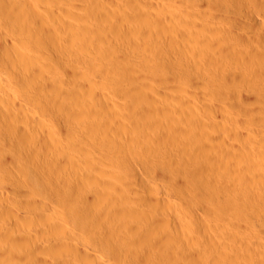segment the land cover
Returning <instances> with one entry per match:
<instances>
[{
    "label": "bare ground",
    "instance_id": "6f19581e",
    "mask_svg": "<svg viewBox=\"0 0 264 264\" xmlns=\"http://www.w3.org/2000/svg\"><path fill=\"white\" fill-rule=\"evenodd\" d=\"M115 1L0 0V172L11 173L12 183L3 192L19 210L6 205L7 210L3 209L1 203L0 216L13 213L15 218L8 219L13 217L16 223L27 219L33 225L26 222L25 229L8 227L10 222L0 225V260L8 258L14 264H85L79 263L82 258L92 264H264V256L260 259L258 254L264 248V216L253 203L264 205V128L254 127L255 109L243 103L264 98V0H165L161 9L169 23L158 15L157 25L143 20L147 16L140 7L143 0L123 1V13L107 7ZM225 12L233 14L243 32L228 24ZM162 21L166 23L161 29ZM138 26L143 28L141 34L134 29ZM140 39L153 44L152 58L144 57L148 54L140 48ZM215 40L227 41L223 55L215 49ZM232 45L237 48L233 50ZM160 58H166L167 68L172 69L169 74L160 62L154 64ZM210 60L222 69L218 76L215 68H206L213 70L211 75L216 72L213 76L218 79L212 78L221 79V88L231 81L236 88L251 87L252 91H239V87L238 93L235 84L229 85L239 100H233L237 101L234 109L248 117V131H237V127L233 131L234 122L231 129L222 121L207 120L208 112L224 111L221 105L201 104L208 111L203 116L195 109L199 105L190 108L167 101L156 105L157 100L150 102L157 101L156 106L143 104L150 95L146 81L154 78V71L157 79L170 84L169 90L178 93L180 87L187 93L190 86L199 89L200 72ZM184 80L191 85H180ZM29 88L33 94L24 97ZM162 90L157 92L161 95ZM183 98L186 101V95ZM36 101L60 125L69 121V116H63L68 118L63 122L62 111L76 115L72 104L85 111L84 123L94 131L91 144L82 146L87 136L83 142L75 131L48 128L35 111ZM153 114L171 122L172 131H160L165 120L161 123L160 115ZM105 117L111 123H106L108 131L102 122ZM241 118L235 119L237 124ZM119 123L152 131H126L116 126ZM196 123L205 130L198 131L203 134L200 139H195L196 131H184ZM67 125V130L73 129ZM73 134L83 139L80 144L72 142ZM13 143L17 150L8 152L6 147ZM164 146L175 148L180 157L163 161ZM211 178L221 181L224 192L242 194L251 203L234 201L228 207L220 198L209 197L205 187L214 184ZM257 179L260 186L254 184ZM52 180L60 192L57 188L52 192ZM194 185H200L198 192L192 190ZM29 194L34 197L27 198ZM38 211L43 219L31 216ZM207 215L217 224H210ZM256 224L260 230H254ZM18 241L25 243L21 251L16 250L21 248L15 245Z\"/></svg>",
    "mask_w": 264,
    "mask_h": 264
},
{
    "label": "rangeland",
    "instance_id": "374dc122",
    "mask_svg": "<svg viewBox=\"0 0 264 264\" xmlns=\"http://www.w3.org/2000/svg\"><path fill=\"white\" fill-rule=\"evenodd\" d=\"M116 1H117V3H116ZM115 2H114V4L112 5V6H109V5H107V7H110V8H113L112 10H116V8H117V11H119L120 13H123V9H122V6H121V3L123 2V1H125V0H116ZM120 1V2H119ZM157 1V2H156ZM145 4H144V3ZM143 2H142V4L143 5H140V7H141V9L142 10H144V14H147V16H150L149 17V20L147 19L148 17L145 15L144 17V21H145V19L147 20V21H145V22H149L150 21V23L152 22L153 24H154V22L153 21H155V24L157 25V21H159L158 20V15H162L161 16V18L163 19L164 18V12L162 11V9H161V4H162V2L163 3H165L166 1L165 0H143ZM148 2H150V3H148ZM156 2V3H155ZM198 2L199 3H201L199 0H198ZM141 3V2H140ZM148 3V4H147ZM158 3V4H157ZM147 4V5H146ZM151 5V6H150ZM120 6V7H119ZM155 9H154V8ZM160 7V8H159ZM145 8V9H144ZM204 9V8H203ZM225 10V9H224ZM155 11V12H154ZM162 11V12H161ZM226 11H231V10H226ZM233 11H231V13H232ZM151 13V15H149ZM161 13V14H160ZM231 13H229V12H225V14L228 16V19L227 20H229L228 22V24L230 25V24H232V25H234L235 26V28L237 29V31L239 30V25L237 24V21H235V19L232 17L233 16V14H231ZM154 17V18H153ZM157 17V18H156ZM151 19V20H150ZM163 21H169V20H166L165 18H164V20ZM162 21V23L160 24L159 23V28H161L163 25H165V23ZM230 21H233L234 22V24H233V22L231 23ZM236 22V23H235ZM169 22H167L166 24H168ZM236 24V25H235ZM228 25V26H229ZM232 25H230V26H232ZM140 26H138V27H135L134 29H135V31H138L137 33L138 34H141L142 33V29L143 28H139ZM233 27V26H232ZM202 28H204V32H206V31H209V30H207L206 29V27H202ZM202 28H200V29H202ZM229 28H231V27H229ZM162 29V28H161ZM236 29H232V30H234V31H236ZM241 29V31L243 32L244 31V29H243V27L242 28H240ZM140 30V31H139ZM206 30V31H205ZM240 31V30H239ZM238 31V32H239ZM140 32V33H139ZM207 33V32H206ZM207 34H209V33H207ZM213 38V37H212ZM214 39V38H213ZM225 42V43H224ZM140 48L142 49V50H146L145 51V54H148L147 56H144L145 58H152L151 57V53L150 52H152V51H149L150 50V48L153 46V44H145V41H143V39H140ZM218 43L220 44V45H218ZM226 43H227V41H220V42H216V40L214 41V47H215V49H217V51L221 54V55H223L224 53H225V51H223V50H225L224 49V47L226 46ZM193 44V43H192ZM196 44V43H195ZM224 44V45H223ZM194 45V44H193ZM197 45V44H196ZM217 46V47H216ZM224 46V47H223ZM237 48V46H233L232 45V49L234 50L235 48ZM152 49V48H151ZM148 50V51H147ZM223 51V52H222ZM145 54H143V55H145ZM143 55H142V58H143ZM177 56V55H176ZM149 61H150V59H149ZM155 61V62H154ZM153 62H154V64L156 65V64H158V62H160V64H158L159 66H161L162 65V68L164 69V68H166V71L168 72H166V74H169L171 71H172V69H171V71L169 70V68H167L168 66H166V63H167V60H166V58H164V60H162V58H160L158 61L157 60H154ZM211 61V64L209 63ZM208 63V65L207 66H205V67H203V69L202 70H206V71H202L201 69H199L198 70V72L196 73V76L198 75V73H199V71L201 70V74H202V72H203V74H205L206 73V75H201L200 74V76H202L203 78V80H202V82H201V80H199L200 82H199V89H198V86L196 87V88H192L190 85H191V82H190V84L188 83L189 82V80H190V78H188V82L186 81V80H184V82L182 81L181 83H180V85H186V87H188V85L190 86V88H188V90H190V92H184V90H185V88H184V90L183 89H181L180 87H177L176 88V90L178 91V93H179V97H178V93L177 92H172L171 90H169V88H168V86L170 85V84H167L165 81H161V80H159V78L157 79L156 77L159 75V74H157L155 71H154V73L151 75L152 77H154L153 79H151V80H147L146 81V84H149L148 86H147V88H146V90H149L148 92H150V95L148 96V97H146V98H144V101H143V104H149L151 101H153V100H157L156 102H157V104H156V102L154 101V102H152L153 103V106L156 104V105H158V104H162V102H164V101H167V103H174V104H184L185 103V105L186 104H188L187 106L188 107H196V106H198V107H196L195 109H197L200 113H202V114H204L203 116H206V114H207V110H204L203 109V107H202V105H204V103H206L205 105H210V104H215V105H221V106H224L223 108V110L224 111H214V112H217V113H210V112H208L209 113V115L207 114V116H211L210 117V119H207V120H217V121H222L221 123L222 124H224V125H227V126H229L231 129H233V124L235 123V127H234V130L233 131H235L236 129H237V131H241V128L243 129L242 131H248L247 129H248V127L250 126H248V125H246V124H248L249 122H248V117L247 116H245V115H243V114H239L238 113V111H237V109H234V105L236 104V102L237 101H233V100H238V96L236 95L235 96V94H237L236 93V89L238 88L239 89V87H237L236 88V84H235V82H233V81H231L233 84H235V88H233V84L231 83H228L229 85H230V87H232L234 90H236L235 91V94H233V93H231V88L229 87V85L228 86H224V87H222L221 88V84H222V81H221V79H220V81L218 80V81H216V78L218 77V76H220V74H219V72L222 70V69H220V70H218V68H220V65H218L217 64V70H216V67L213 65L212 66V64H213V62H212V60H210ZM142 61L139 59L138 60V63L140 64V66L142 65V63H141ZM137 63V65H139ZM214 64H216L215 62H214ZM102 66H104V64H101ZM100 65V66H101ZM232 65H236L237 66V64H232ZM139 66V67H140ZM219 66V67H218ZM154 67H156V66H154ZM209 68H211V69H213V68H215V69H213V70H215L216 72H218V76L216 77V72L214 73V72H212V75H211V71H213V70H211V71H208L207 69ZM157 68H155V70H156ZM163 69H161V68H159V72H160V74H163L164 73V70ZM112 70H114V69H112ZM162 72V73H161ZM208 72H209V74L211 75H209L208 74ZM222 72V71H221ZM220 72V73H221ZM165 74V73H164ZM213 74H216L215 76H213ZM31 75V74H30ZM157 75V76H156ZM199 76V75H198ZM197 76V77H198ZM199 76V77H200ZM212 76L213 77H216V78H212ZM159 77V76H158ZM197 78V79H200V78ZM69 79V78H68ZM123 79V78H122ZM187 79V78H186ZM218 79V78H217ZM70 80V79H69ZM96 80L97 81H100L101 80V78H99V80H98V77L96 78ZM156 80V81H155ZM213 80V81H212ZM140 82H141V80H139ZM191 81V80H190ZM206 81V82H205ZM216 81V82H215ZM143 82V81H142ZM148 82V83H147ZM205 82V83H204ZM219 84H218V83ZM221 82V83H220ZM127 82H125L124 81V84H126ZM162 83H165L166 85H164V84H162ZM187 83V84H186ZM171 84H174V83H171ZM176 84H178L179 85V83H176ZM204 84V85H203ZM162 85H164V88H163V90H162V88H160ZM223 85V84H222ZM153 86V87H152ZM206 86V87H205ZM31 87H32V84H31ZM30 87V88H31ZM163 87V86H162ZM202 87V88H201ZM228 87V88H227ZM30 88H29V90H26V91H24V93H22L23 95H24V97H26V95H28L29 93L28 92H30V96H31V94H33L31 91L32 90H30ZM150 88H151V90H150ZM204 88V89H203ZM207 88V89H206ZM251 88V87H250ZM250 88H248L247 86H245V87H240V89H239V91L240 90H244V91H249V89ZM158 89H161L162 91H165L163 94L165 95H163L162 93H161V95L159 94V92H157L158 91ZM180 89V90H179ZM194 90V91H191V90ZM196 89V90H195ZM198 89V90H197ZM183 90V91H182ZM230 90V91H229ZM198 93V95H197V93ZM221 91H226L227 92V94H226V92H224V95L223 96H221L220 97V92ZM239 91H237L238 93H239ZM250 91H252L251 89H250ZM157 92V93H156ZM172 92V93H171ZM232 92H234V91H232ZM154 93H156V94H154ZM165 93H167V94H165ZM185 93V94H184ZM195 93H196V95H195ZM205 93V94H204ZM229 93V94H228ZM232 95H231V94ZM169 94V95H168ZM193 94L195 95V96H193ZM214 94H216V95H214ZM218 94H219V96H218ZM112 95V94H111ZM110 95V96H111ZM166 95H168L167 96V98L169 99V100H166V99H164L165 97H166ZM172 95V96H171ZM182 95V96H181ZM183 95L185 96L186 95V101H185V99L183 98ZM214 95V96H213ZM229 96V95H231L232 97H228L227 96V98L226 97H224V96ZM34 96V95H33ZM32 96V97H33ZM153 96V97H152ZM164 96V97H163ZM205 96V97H204ZM212 96V97H211ZM112 97H113V95H112ZM175 97V98H174ZM178 97V98H177ZM193 99H192V98ZM195 97V98H194ZM199 97L201 98L200 100H199ZM220 97V98H219ZM34 98V101H35V97H33ZM39 97H36V99H38ZM47 98H48V96H47ZM179 98L181 99V100H179ZM222 98H224L223 100H222ZM231 98V99H230ZM234 98V99H233ZM49 99H51L50 97H49ZM48 99V100H49ZM170 99H172V100H170ZM187 99H188V101H187ZM192 99V100H191ZM197 99V100H196ZM205 99H206V102H205ZM228 99H230L231 100V102L229 103L227 100ZM260 99H261V97H260ZM260 99H258L257 100V102H256V100H252V101H248L247 103L248 104H246V102H243L244 104H245V106L246 107H250V108H253V109H255V110H253V112L255 111V112H257L256 114L257 115H255L254 113H252V115H254L255 117H257V120L260 118V117H264V98H262V102H261V100ZM47 100V102H49L50 103V101H48ZM120 100V99H119ZM163 100V101H162ZM202 100V101H201ZM204 100V101H203ZM209 100V101H208ZM229 100V101H230ZM38 101V100H37ZM36 101V102H37ZM159 101H161L160 103H159ZM178 101V102H177ZM220 101V102H219ZM177 102V103H176ZM180 102V103H179ZM194 103V104H192V103ZM213 102V103H212ZM234 102V103H233ZM251 102H253V106H252V103ZM52 104L54 103L55 104V102H53V100H52V102H51ZM152 103H150V104H152ZM155 103V104H154ZM166 103V102H165ZM197 103V104H196ZM221 103V104H220ZM223 103V104H222ZM228 103H229V105H228ZM237 103H239V100H238V102ZM190 104V105H189ZM202 104V105H201ZM231 104V105H230ZM255 104V105H254ZM36 106L34 107L35 108V111H36V113L41 117V116H43V117H41V118H43L44 120H46V123L48 124V128L50 127L51 129L54 127V129L53 130H55V131H75L74 132V134L75 135H81V136H76V137H78V138H80V137H82L81 139H79L78 140V138H76L75 137V135L73 134V135H71L72 137V139H74V141L72 140V142L73 143H77V142H79V144L81 143L80 141H82L83 140V142H85V138H86V144L85 143H81V145L83 146V144L86 146V145H90L91 143V138H93L94 137V134L92 133V132H94L93 131V129L91 130L90 129V127H89V125H87L86 123H84V119H83V117H85L86 115H88V114H86L85 115V113L82 111V110H79L78 109V107L75 105V104H72L71 106H73L74 108H76L75 109V114L76 115H74L73 113H72V116L74 115V118L71 116V113L69 114L68 112H63L62 111V119H63V122H65L64 121V119L66 120V119H68L69 118V121H66L65 123H64V125H60L59 124V122L58 121H55V120H57V119H55L52 115H50L49 116V110L48 111H46V112H44L43 113V111H44V108H38L39 106H38V102L35 104ZM155 105V106H156ZM248 105V106H247ZM251 105V106H250ZM260 107V108H258V106ZM200 106H201V108L204 110V111H202V110H200L201 108H200ZM231 106V107H230ZM255 106H257L256 108H255ZM199 108V109H198ZM231 108V109H230ZM236 108V107H235ZM39 109V110H38ZM77 109H78V117H77V113H76V111H77ZM256 109H258L257 111H256ZM261 109V110H260ZM42 110V111H41ZM227 110V111H226ZM236 110V111H235ZM205 111H207V112H205ZM229 111V112H228ZM80 112H82V114L80 115ZM204 112V113H203ZM237 112V113H236ZM234 113V114H233ZM259 113V114H258ZM46 114H48V116H46ZM65 114H67V115H65ZM98 114V113H97ZM155 114V113H154ZM153 114V115H154ZM176 114L177 113H174L173 115H175V117H176ZM190 114H191V117L194 119V120H196V117H195V113H191L190 112ZM211 114V115H210ZM217 115L218 116V118H217V116H215V115ZM261 114V115H260ZM82 115H83V117H82ZM157 115V114H156ZM156 115H154V117H156ZM160 115V114H159ZM159 115H157V118H159ZM236 115V116H235ZM259 115V116H258ZM63 116H66V117H68V118H63ZM76 116V117H75ZM80 116V117H79ZM214 116L216 117V118H214ZM242 117L243 118V120H242V118H241V120H242V122L240 123V124H237V122H236V120L235 119H237L238 117ZM50 117H52V118H50ZM99 117V118H98ZM174 117V118H175ZM179 117V116H178ZM177 117V118H178ZM235 117V118H234ZM244 117H246L247 118V120H246V118H244ZM259 117V118H258ZM163 118V119H162ZM214 118V119H213ZM83 120V121H80V120ZM86 119V118H85ZM101 118H100V116H99V114L97 115V120H100ZM106 119V121H102L103 122V125H104V123H105V127H107V125H109V124H111V123H107V119L108 118H104L103 120H105ZM160 120V122L162 123L165 119H164V117H163V115H160V118H159ZM249 119H250V117H249ZM49 120V121H48ZM71 120V121H70ZM255 121V126L254 127H259V128H264V118L263 119H260V120H258V121ZM243 121H245L246 123L244 124L243 123ZM259 121H260V123H259ZM262 121V122H261ZM56 122V123H55ZM58 122V123H57ZM68 122H69V124H72V128L74 129H71V130H67V124H68ZM108 122H110V121H108ZM209 122V121H208ZM234 122V123H233ZM106 123H107V125H106ZM160 123V124H161ZM171 122H169V124H168V121L167 120H165L163 123H162V126H160V127H162L161 129H160V131H172V123L170 124ZM210 123V122H209ZM244 124V126H243V124ZM260 124V125H258V124ZM56 124V125H55ZM232 124V125H231ZM67 125V126H66ZM87 125V126H86ZM120 126V123L119 124H117L116 126L117 127H119ZM150 126H153V123H152V125L151 124H149ZM61 126H64V127H61ZM66 126V127H65ZM70 126V125H69ZM84 126V127H83ZM121 126H123L122 124H121ZM121 126H120V128H121ZM150 126H148V127H150ZM155 126V125H154ZM233 126V127H232ZM243 126V127H242ZM83 129H82V128ZM237 127V128H236ZM245 127V128H244ZM62 130H61V129ZM90 129V130H88V129ZM92 128V127H91ZM126 129V131H152V130H148V128L146 129V128H143L144 130H142L141 128H139V129H137V130H134V129H129V128H127V127H124L123 126V129ZM236 128V129H235ZM239 128V129H238ZM262 128V129H263ZM65 129V130H64ZM141 129V130H140ZM153 129V131H155L156 130V128L155 127H153L152 128ZM105 130L106 131H108V127L107 128H105ZM48 131V130H47ZM76 131H77V134H76ZM80 131V132H79ZM84 131V132H83ZM104 131V130H103ZM156 131H158V130H156ZM182 131H183V129H182ZM184 131H196L197 132V135H196V138L195 139H200L202 136H203V134L202 133H199L198 131H205L201 126H199L197 123L195 124V126L193 127V128H190V129H188V130H184ZM218 131V130H217ZM83 133V134H82ZM190 134L191 133H189V135L188 136H190ZM91 135H93V137L91 136ZM85 136H87V137H85ZM191 136H192V134H191ZM190 136V137H191ZM85 137V138H84ZM89 137V138H88ZM70 138V139H71ZM89 139V140H88ZM77 140V141H76ZM89 141V142H88ZM158 141V140H157ZM159 141H160V139H159ZM89 143V144H88ZM159 144V143H158ZM9 146H11V147H9ZM9 146H7L6 147V149H7V151L8 152H10L9 150H11L12 149V151L13 150H17L16 149V147H17V145L15 144V143H13V144H10ZM250 146H252V145H249V148H250ZM9 147V148H8ZM11 148V149H10ZM15 148V149H14ZM18 148V147H17ZM167 148V147H166ZM166 148H165V146H164V150H165V153L162 155V160L163 161H165V162H169L170 160H172L173 158H179L180 157V154H178L177 153V150L174 148H172L171 150L169 149V148H167V150H166ZM9 149V150H8ZM143 156L145 157L146 155L143 153ZM24 157H29V159L31 158L30 156H24ZM262 167H264V166H262ZM37 168V167H36ZM68 168V167H67ZM40 170V169H39ZM7 172V173H6ZM11 173L9 172V171H1L0 172V197L2 198V199H0V204L2 203V206L4 207L3 209H6V207H5V205L7 206V209H8V207L9 208H15V205L11 202V199L10 198H8L9 196H7V194L6 193H4L3 192V188H5V186H7V185H10L11 183H12V177H11V175H10ZM8 176H10V177H8ZM46 180L48 181V179L46 178ZM207 180V179H206ZM206 180H204V181H206ZM210 182H212V183H214V184H210L209 186H207V187H205V192L208 194V196L210 197H212L213 199L214 198H216V197H218V198H220V200L224 203V204H226L227 206L229 205V204H231L232 202H238L239 204H243V203H248V204H250L251 203V201H246L245 199H244V197H243V195L242 194H237V193H230V192H228V193H226V192H224L222 189H220V183H221V181L219 182V180H217V178L215 179V178H211V179H208ZM258 180V179H257ZM203 181V182H204ZM209 181H206V182H209ZM218 181V182H217ZM259 181V182H258ZM258 181H256L255 180V183L254 184H257V185H259L260 186V180H258ZM56 182V186H58L57 185V181H55V180H52V181H50V189L52 188V192H54L55 191V189L57 188V187H54L55 186V184H52V183H55ZM10 183V184H9ZM216 183V184H215ZM204 184V183H203ZM206 184V183H205ZM54 185V186H53ZM206 185H208V184H206ZM212 185V186H211ZM199 186L200 185H194V187H193V191L194 192H198L199 191ZM2 187V188H1ZM55 188V189H54ZM59 189V187L56 189L57 191H59L60 192V189ZM168 192H170L171 194H173L174 196H177V194L175 193V191L174 190H172V189H169L168 190ZM50 194H52L51 192H49V195ZM2 196H4V197H2ZM214 196V197H213ZM32 197H34L32 194H29L28 196H27V198H32ZM5 199L7 200V201H5ZM5 203V204H4ZM253 203H255V205H258V207H260V209H261V211H262V213H263V216H264V205H262V204H260L259 202H257L256 203V201L254 202L253 201ZM4 204V205H3ZM229 207V206H228ZM6 209V210H7ZM16 209V208H15ZM17 210V209H16ZM18 212H19V210H17ZM11 212V211H10ZM41 211H38V213H37V215H35L36 213L34 212V214L32 215L31 214V216H38L37 218H39V219H43V217L40 215L41 213H40ZM200 212L202 213L203 212V210L201 211L200 210ZM22 213H24V215L22 214ZM2 214V213H1ZM6 214V213H5ZM4 214V216L6 217V219H5V221H3V220H1L0 219V225L1 224H6V223H9L10 225H8V224H6L8 227H12L13 228V226H11V224L12 225H16V226H19V228H23V229H25L24 228V226L27 228L28 227V225H26L27 223L29 224V226H33L32 224H30L31 222L30 221H26V220H24L23 221V219H22V221L23 222H25V223H22V221H21V219L19 218L18 219V223H16L15 222V220L16 219H14L15 217V215L12 213V215L10 214L9 216H13V217H10L12 220H9L8 219V217L6 216ZM8 214V213H7ZM20 214L21 215H23V216H25V212H23V211H20ZM203 214V213H202ZM3 215V214H2ZM204 216L206 215L205 213L203 214ZM4 216H0V218H5ZM27 216V215H26ZM42 218H41V217ZM208 217H207V219L209 220V222L211 221V223L210 224H217L216 223V221H213L214 219H212V215L210 216V215H207ZM2 218V219H3ZM214 218V217H213ZM212 219V220H211ZM20 220V221H19ZM216 220V219H215ZM12 221H13V223H12ZM213 221V222H212ZM264 221V220H263ZM27 222V223H26ZM22 223V224H21ZM256 226H258V227H256ZM16 228V227H15ZM18 228V227H17ZM255 229L254 230H260V225L259 224H256L255 225V227H254ZM18 242H20V241H18ZM18 242H16V244L15 245H17V244H19L18 246H21V248L19 247V249H18V247L16 246V250L17 251H21L22 249H23V245L25 244H22L23 242H20V243H18ZM21 244V245H20ZM24 248H26V246L24 247ZM15 249V248H14ZM92 251H93V249L92 248H90ZM262 252V253H261ZM94 253H97V254H101V252L100 251H94ZM258 254H259V258L261 259V258H263L262 256H264V248H262V250H260L259 252H258ZM102 255V254H101ZM262 255V256H261ZM6 258H2L1 260H2V263H3V260H4V262L5 263H7V264H14L13 262H11V260L9 261V260H7V262H6V260H5ZM0 260V261H1ZM83 260V262L82 263H85L86 264V261L85 260H87V262H89V263H87V264H92V261L91 260H89V259H87V258H85V259H80L79 260V263H81V261ZM89 260V261H88ZM90 261H91V263H90ZM4 264V263H3ZM68 264H70V263H68ZM72 264V263H71ZM222 264H224V263H222Z\"/></svg>",
    "mask_w": 264,
    "mask_h": 264
}]
</instances>
